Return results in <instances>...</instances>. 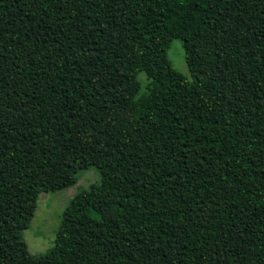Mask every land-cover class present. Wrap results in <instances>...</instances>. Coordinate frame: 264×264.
<instances>
[{
  "label": "trees",
  "instance_id": "16d2710c",
  "mask_svg": "<svg viewBox=\"0 0 264 264\" xmlns=\"http://www.w3.org/2000/svg\"><path fill=\"white\" fill-rule=\"evenodd\" d=\"M0 264H264V0H0Z\"/></svg>",
  "mask_w": 264,
  "mask_h": 264
},
{
  "label": "rangeland",
  "instance_id": "374dc122",
  "mask_svg": "<svg viewBox=\"0 0 264 264\" xmlns=\"http://www.w3.org/2000/svg\"><path fill=\"white\" fill-rule=\"evenodd\" d=\"M167 58L171 65L187 80L194 82L185 60L183 42L173 39L167 51ZM140 84L139 94H145L150 88V81L144 73L138 76ZM78 182L63 191L42 192L38 197V206L35 215L27 229L23 231V238L28 245L29 252L42 254L53 247L57 230L60 226L63 213L71 199L80 191L100 182L99 171L92 167L77 173Z\"/></svg>",
  "mask_w": 264,
  "mask_h": 264
}]
</instances>
